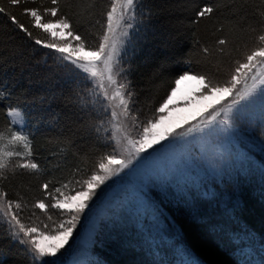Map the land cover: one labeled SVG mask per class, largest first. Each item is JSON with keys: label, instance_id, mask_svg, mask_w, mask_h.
<instances>
[{"label": "trees", "instance_id": "1", "mask_svg": "<svg viewBox=\"0 0 264 264\" xmlns=\"http://www.w3.org/2000/svg\"><path fill=\"white\" fill-rule=\"evenodd\" d=\"M110 2L61 0V7L72 14L74 26L87 38V43L95 45L102 34L104 14ZM235 3L238 5L235 19L231 12H225L190 32L179 23L184 19L188 0H138L137 17L143 22L138 24V33L133 30L131 44L125 45L126 54L122 53V64L129 72L131 90L135 93L134 115L150 118L170 92L174 79L190 67L189 60L195 65L199 47L215 48L217 37L226 36L230 41L225 55L213 61L219 65L218 77H228L235 61L242 60L254 44L252 37L256 33L245 30L247 24L258 27V14L264 11V0H235ZM25 6L52 5L51 0L34 3L29 0ZM221 24L223 32H215L213 25ZM34 34L45 36L39 31ZM60 64L49 50L23 37L0 14V87L5 89V98L0 99V132L11 126L7 115L9 106L26 110L25 131L30 133L33 151L41 166V171L36 173L20 169L15 174L6 171L7 179L0 180V187L8 192L9 198L20 199L25 205L22 214L25 221L30 222V217L37 224L43 221L51 227L59 218L57 210H49L52 216L49 221L42 210L32 207L35 201L45 198L41 184L51 181L55 186L67 183L70 189L78 187L74 181L86 178L99 156L112 150L105 147L109 141L104 138V128L97 134L91 127L97 123L91 106L80 107L76 93L83 82ZM59 80V85H55L54 81ZM242 126L246 133L241 149L249 158L244 170L238 172L240 164L235 161L222 179L189 185L191 191L186 198L198 207L199 216L172 195L154 197L159 208L148 217L149 224L152 219L156 220L149 225L153 235H165L170 230L178 233L167 236V250L158 256L149 253L138 232L139 221L126 213L99 234L84 260L93 264H181L183 260L195 258L200 264H256L260 249L264 248V152L260 150L264 141V117ZM104 127L112 130L107 124ZM182 191L178 187L176 196L183 195ZM237 201L239 206L233 208ZM7 232L8 225L0 217V264H33L30 254L24 253L23 246L11 243ZM181 248L187 249L191 256L182 254Z\"/></svg>", "mask_w": 264, "mask_h": 264}, {"label": "snow or ice", "instance_id": "2", "mask_svg": "<svg viewBox=\"0 0 264 264\" xmlns=\"http://www.w3.org/2000/svg\"><path fill=\"white\" fill-rule=\"evenodd\" d=\"M28 2L0 0V14L23 37L49 50V54L61 62V67L67 68L71 75L83 82V87L76 93L80 107L91 106L90 111L97 117V123L91 127L97 134L104 128V138L109 141L105 147H111L112 150L99 156L86 178L74 181L78 187L70 189L67 183L55 186L51 181L41 184L45 198L35 201L32 207L42 210L49 221L52 220L49 210H57L59 218L53 222L54 228L43 221L37 224L30 217V222H26L22 215L25 205L20 199L9 198L8 192L0 187V217L8 225L10 242L23 246L24 253L30 254L33 264H64L62 249L73 237L82 217L88 216L90 221L87 243L83 249L87 252L97 243L96 238L102 231L109 225H115L118 218L127 213L139 221L138 232L149 253L160 255L167 250V236L178 233L170 230L165 235H153L148 217L159 208L154 197L167 198L172 195L178 203L183 202L190 212L199 216L198 207L186 198L191 191L189 185L215 182L228 175L232 167L228 164L229 157L239 162L238 172L243 171L249 161L241 149L243 139L240 126L249 123L245 117L248 109L257 104L264 105V11L258 14V27L247 24L245 30L256 33L252 37L254 44L242 60L235 61L226 79L218 77L219 65L213 63L226 53L230 41L225 36L217 37L215 48L200 46L195 65L192 66L189 60L190 67L178 79H174L170 92L154 109L153 115L140 119V114H133L137 110L135 93L131 90L129 72L122 64V53L126 54L125 45L131 44L133 30L138 33V24L143 22L137 17L138 0H111L104 14L102 34L95 45L88 44L87 38L82 37L74 26L72 14L62 10L61 0H51L52 6L45 8L26 7ZM237 7L235 0L232 3L188 0L184 19L179 22L180 27L195 32L203 22L214 21L225 12H231L235 19ZM21 16L28 20L23 21ZM213 27L215 32L224 30L222 24ZM64 30H67V36L71 39L63 38ZM34 31L43 32L44 38L34 34ZM86 48L88 51H85ZM187 80H195L202 86L197 95L204 99H212L222 93L230 100L211 105V111L201 113L194 123H188L186 127L175 124L166 126L170 106L178 107L172 102L179 86ZM249 80L252 81L251 85ZM4 98L5 89L0 87V99ZM25 111L12 106L7 109L11 127L8 129L7 145L3 144L4 132H0V180L7 179L5 172L8 170L13 174L17 169L33 173L41 171L30 133L25 131ZM105 124L112 130L105 128ZM217 145L224 150H217ZM165 147L174 150L180 161L191 160L199 167L200 171L195 173L196 179L189 180L190 174L181 170L179 164L171 169L146 166L135 180L131 179L145 160ZM260 150L264 152V141L261 142ZM180 180H184L182 185ZM108 181H113V184H108ZM125 182L134 185L131 190L127 189V196L117 199L118 194L109 192L113 185H124ZM204 186L207 187L206 184ZM178 187L183 188V195L177 197ZM238 206V201L233 204V208ZM179 251L191 256L187 249L181 248ZM260 253L256 264H264V248L260 249ZM49 257L53 259H45ZM79 264L93 262L83 260ZM181 264H200V261L190 258Z\"/></svg>", "mask_w": 264, "mask_h": 264}, {"label": "rangeland", "instance_id": "3", "mask_svg": "<svg viewBox=\"0 0 264 264\" xmlns=\"http://www.w3.org/2000/svg\"><path fill=\"white\" fill-rule=\"evenodd\" d=\"M64 32L65 35L63 38L71 39L67 36V30H64ZM85 51H88V49H85ZM82 54L83 53H81V55ZM60 82L61 80L54 81V84L59 85ZM248 83L249 85H251L252 81L249 80ZM201 88L202 86L195 80H187L180 84L179 91L176 93V96L172 102L173 105H178V107L170 106V111L168 112L169 119L168 121H166V126L175 124L181 127H186L188 123H194L195 120L199 118V115L201 113L211 111V105H219L222 102L226 103L230 100L229 97L225 96L222 93L217 94L215 98L204 99L197 95ZM259 116L264 117V105L261 104L253 106L245 113V117L249 122H253L255 119H258ZM8 129L3 131L5 134V140L3 141V144L5 145H7L9 139ZM240 131L243 139L245 137L244 134L246 133V131L242 125L240 126ZM12 147L17 146L12 145ZM217 150L223 151L224 149L222 146L217 145ZM233 162L235 161L231 157H229L228 164H232ZM177 164H179V168L181 170H184L185 172L190 174L188 179L196 178L195 173H198L200 171L199 167L191 160L180 161L174 150L169 147H165L145 160L138 169L137 174H135L131 179L135 180L139 173H141L146 166L171 169L174 168ZM113 179L115 180L117 178ZM182 181L184 180H180L179 183ZM107 183L113 184V181H108ZM133 187V184L125 182L124 185H113V187L109 189V192L118 194L116 198L120 199L128 195L127 189L131 190ZM127 198L131 199V196H128ZM99 202L100 201H97V203ZM150 222L151 223L149 225L151 226L152 222L156 223V220L152 219ZM89 223L90 221L88 216L82 217L80 223L77 225V229L73 233V237L69 240L68 244L65 245V248L62 249L63 256L61 257V259L63 260L64 264H79V262L83 261L88 256L90 250L85 252L83 249L87 243ZM52 227L54 228L55 226ZM45 259L53 258L49 257Z\"/></svg>", "mask_w": 264, "mask_h": 264}]
</instances>
